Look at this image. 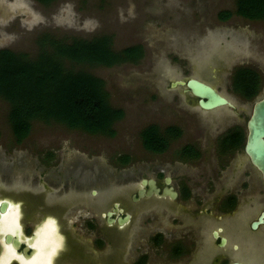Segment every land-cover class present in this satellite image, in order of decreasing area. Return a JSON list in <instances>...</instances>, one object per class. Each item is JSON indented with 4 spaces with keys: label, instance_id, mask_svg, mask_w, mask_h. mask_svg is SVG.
<instances>
[{
    "label": "rangeland",
    "instance_id": "rangeland-1",
    "mask_svg": "<svg viewBox=\"0 0 264 264\" xmlns=\"http://www.w3.org/2000/svg\"><path fill=\"white\" fill-rule=\"evenodd\" d=\"M236 9L237 0H55L49 4L0 0V49L36 58L44 36L68 42L108 36L116 52L132 46L142 48L138 59L112 66L65 60L74 70L102 78L112 106L124 110V117L114 125V136L34 121L30 134L18 142L9 122L10 105L0 97V182H46L55 189L51 195L77 188L78 195L71 192L67 200L75 196L87 200H75L79 210L71 220L73 229L89 245L85 264H135L146 252L148 264H215L209 258L203 262L202 254L194 255L190 249L179 254L175 251L179 242L187 247L192 244V208L204 202L193 196L154 199L145 205L143 201L135 204L131 195L144 177H158L163 186V178L171 176V184L178 190V171H191L198 163L178 153L195 137L202 139L208 133V124L194 119L193 110L212 119L211 129L222 128L224 120H234L247 132L257 97L247 100L234 92L229 73L242 64H254L264 72V19H247ZM223 11H231L232 16L222 20L219 14ZM191 76L215 85L236 104V112L228 107L199 110L197 99L185 92V86H172V82ZM262 91L264 94V87ZM152 124L162 132L179 126L182 134L171 138L166 151L151 152L144 147L141 133ZM244 159L249 168L248 157ZM94 189L98 196H91ZM206 191L210 194L212 188ZM115 201L123 203L133 219L116 231L117 238L111 241L102 233L104 219L97 223L93 214L105 212ZM228 231L234 234L232 229ZM159 232L167 239L162 246L152 242ZM55 241L58 245L53 255L47 248L49 264L61 244L57 233ZM206 243L213 246L208 239Z\"/></svg>",
    "mask_w": 264,
    "mask_h": 264
},
{
    "label": "flooded vegetation",
    "instance_id": "flooded-vegetation-1",
    "mask_svg": "<svg viewBox=\"0 0 264 264\" xmlns=\"http://www.w3.org/2000/svg\"><path fill=\"white\" fill-rule=\"evenodd\" d=\"M251 57L254 61V56ZM257 63L259 64V62ZM229 75L231 76L233 91L244 99L250 100L252 98H246L242 95L237 89V83L251 80H254L258 86L257 94L253 97H257L254 104L264 98V94H261L264 87V72L260 67L254 64H242L233 69ZM190 78L199 79L196 76H191L188 79ZM206 83L221 92L215 85L209 82ZM184 89L185 92H190L197 99L196 106L199 110H216L202 109L199 105V98L194 96L187 86ZM223 107H228L235 112L237 109L234 103L233 106ZM190 112L192 111L190 110ZM192 113L194 119L199 118L204 123L206 122L209 130L202 139L195 137L193 141L185 144L178 151L179 155H183L182 158L185 160L198 161L191 171H182L181 169L178 171L180 181L178 190L171 184L172 181L170 184L166 182L167 178L171 176L163 178V186L158 177L142 178V180L154 179L160 188V192L166 187L173 186L178 193L177 198L172 199L169 195L164 197L154 194L135 199V196L138 197V189L143 186L141 180V186L131 195V199L135 204L143 201L145 205H149L148 202L154 199L169 198L173 201L195 196L197 201L204 203H196L197 205L192 208L195 220L190 229L193 236V238L191 236L192 244L187 247L179 242L175 250L177 254L190 249L192 251L189 252H193L194 255L197 253L202 254L201 257L205 258L203 262H207L209 258L208 260L215 264H231L233 262L264 264V222L256 228L253 227V223L258 221L264 212V179L262 172L251 163L245 149L250 118L247 121V132L245 127L236 124L234 120H224L222 128L215 130L216 127L214 129L210 128L211 118H206V120L196 110H193ZM178 129L182 134L179 126ZM213 130L216 132L214 133ZM246 156L250 161L249 168L245 164L244 157ZM171 179L173 180L172 177ZM145 188L148 190L150 184L146 185ZM210 188H212V191L209 194L206 189ZM53 190L55 189L46 182H44V185L35 184V182L28 180L13 183L0 182V243L3 246L0 248V259L4 261V264L6 262L7 264H29L34 258L36 259L39 253L38 236L44 229L43 227H49L52 231V242L48 247L52 251V255L58 245L55 241L56 233L60 238L61 244L51 264H85L89 245H86L88 244L87 241L73 229L75 225L71 221L76 217L75 211L79 210L75 200L85 199L81 196H75L71 201L67 200L71 192L75 193L76 191V195H78L77 188L67 191L62 189V193L58 190L59 193L51 195ZM98 194V190H91V196L95 197ZM89 201L88 204L93 205ZM81 203L85 204L84 202ZM96 207L101 208L100 204H96ZM120 209L123 210L121 214L118 212ZM125 209L126 206L123 203L115 201L112 207L105 212L101 211L99 215L93 214L94 221H97V223L100 219H104L105 225L102 228V233L106 235L108 240H115L117 238L116 231L131 224L133 214L125 211ZM182 210L186 211L185 208H182ZM9 212L16 213L17 225L13 229L12 225H8V222L12 221L11 217L5 216ZM110 213L111 216H109ZM127 214H130L129 221L120 226L118 223L119 215L125 217ZM109 219H113L114 222L110 223ZM207 224L210 225L205 239L203 230L208 226ZM229 228L233 230L234 234L230 235L231 230L228 231ZM111 230H115V233H112ZM207 239L213 243L212 247L206 243ZM179 240L181 239L179 238ZM166 241L165 236L159 232L153 236L152 242L157 246H162ZM245 250L246 252H244ZM64 251L67 252V255ZM93 254H98L96 249ZM148 258L147 252L142 253L135 260V264H148Z\"/></svg>",
    "mask_w": 264,
    "mask_h": 264
},
{
    "label": "trees",
    "instance_id": "trees-1",
    "mask_svg": "<svg viewBox=\"0 0 264 264\" xmlns=\"http://www.w3.org/2000/svg\"><path fill=\"white\" fill-rule=\"evenodd\" d=\"M37 1L49 4L55 0ZM236 13L250 20L264 19V0H237ZM219 16L227 20L232 12L223 11ZM42 45L36 58L0 49V97L10 105L9 122L16 140L22 141L30 134L34 121L58 122L71 129L114 136V125L124 117V110L112 106L102 78L85 70H74L65 60L112 66L141 57V46L116 52L108 36L92 40L75 38L69 42L44 36ZM237 84L246 98L257 94L254 80ZM180 134L177 126L162 132L158 125L152 124L142 131L141 137L146 149L162 153L168 149L171 138Z\"/></svg>",
    "mask_w": 264,
    "mask_h": 264
},
{
    "label": "water",
    "instance_id": "water-1",
    "mask_svg": "<svg viewBox=\"0 0 264 264\" xmlns=\"http://www.w3.org/2000/svg\"><path fill=\"white\" fill-rule=\"evenodd\" d=\"M178 85H185L190 89L194 96L199 98V105L204 110H214L223 106H233L230 99L217 91L212 85L196 79L190 78L188 81L176 80L172 83L173 87ZM246 153L250 157L251 163L256 166L263 175L264 179V98L258 100L252 109L250 119L248 121V136L246 143ZM172 181L171 177L167 178V183L170 184ZM150 184V188L147 190L146 185ZM142 187L138 189V197L135 199H141L145 196H152L158 194L159 196H170L172 199L177 198L178 193L173 186L166 187L162 192L157 186L154 179H143ZM118 206V205H117ZM119 214L123 212L122 209L118 210ZM111 216V213L109 214ZM130 219V214L125 217L119 215L118 223L123 226ZM109 222H114L113 219H109ZM264 222V212L261 214L258 221L253 223V227L256 228L260 223ZM224 241V239H223ZM231 264H242L240 262H233Z\"/></svg>",
    "mask_w": 264,
    "mask_h": 264
},
{
    "label": "bare ground",
    "instance_id": "bare-ground-1",
    "mask_svg": "<svg viewBox=\"0 0 264 264\" xmlns=\"http://www.w3.org/2000/svg\"><path fill=\"white\" fill-rule=\"evenodd\" d=\"M14 213V212H13ZM8 213L9 218L11 217L12 221L8 222V225H12V229L17 225V219H15V213ZM7 223V222H6ZM44 229L40 232L39 236H38V247H39V253L36 257V259L34 258V260L32 262H29V264H49L50 262L47 261L48 255L47 251H48V247H50V244L52 242V231L51 228L49 227H43ZM50 252V251H49ZM51 253V252H50ZM11 256V255H10ZM13 256V255H12ZM11 256V257H12ZM51 257V255H50ZM7 264V262H6Z\"/></svg>",
    "mask_w": 264,
    "mask_h": 264
},
{
    "label": "snow or ice",
    "instance_id": "snow-or-ice-1",
    "mask_svg": "<svg viewBox=\"0 0 264 264\" xmlns=\"http://www.w3.org/2000/svg\"><path fill=\"white\" fill-rule=\"evenodd\" d=\"M2 243H0V248H2ZM0 264H4V261L2 259H0Z\"/></svg>",
    "mask_w": 264,
    "mask_h": 264
}]
</instances>
